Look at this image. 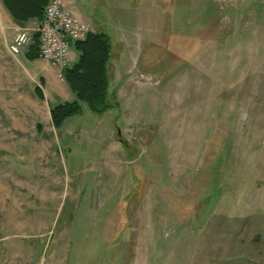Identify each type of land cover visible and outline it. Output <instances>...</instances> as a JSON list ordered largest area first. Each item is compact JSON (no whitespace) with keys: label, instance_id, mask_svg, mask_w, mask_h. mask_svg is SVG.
I'll return each mask as SVG.
<instances>
[{"label":"rangeland","instance_id":"374dc122","mask_svg":"<svg viewBox=\"0 0 264 264\" xmlns=\"http://www.w3.org/2000/svg\"><path fill=\"white\" fill-rule=\"evenodd\" d=\"M62 2L113 108L56 129L74 94L0 0V264H264V0Z\"/></svg>","mask_w":264,"mask_h":264},{"label":"trees","instance_id":"16d2710c","mask_svg":"<svg viewBox=\"0 0 264 264\" xmlns=\"http://www.w3.org/2000/svg\"><path fill=\"white\" fill-rule=\"evenodd\" d=\"M52 0H3L13 20L20 25L30 20L43 21L47 6ZM40 40L36 34L26 54L29 62L40 59ZM73 48L78 53L75 63L63 70V79L75 99L52 108L51 117L56 129L75 116H82L85 107L102 116L113 106L110 102L109 64L113 54V41L106 33L91 32L84 41L76 42ZM41 94V93H40Z\"/></svg>","mask_w":264,"mask_h":264},{"label":"built area","instance_id":"2783aa9c","mask_svg":"<svg viewBox=\"0 0 264 264\" xmlns=\"http://www.w3.org/2000/svg\"><path fill=\"white\" fill-rule=\"evenodd\" d=\"M92 26L80 19L71 9H66L61 0H52L47 6L43 21L39 22L34 33L20 32L10 47L11 52L19 54L30 46L39 36L40 59L59 69L63 78V70L71 65V50L76 42L84 41Z\"/></svg>","mask_w":264,"mask_h":264},{"label":"crops","instance_id":"0c3cea01","mask_svg":"<svg viewBox=\"0 0 264 264\" xmlns=\"http://www.w3.org/2000/svg\"><path fill=\"white\" fill-rule=\"evenodd\" d=\"M62 1V0H61ZM2 3H3V10H4V12H6V14H7V16L10 18V20H11V22L14 24V26H16L17 27V29H18V34L20 33V32H22V31H30L31 29H34V28H30L29 26L30 25H36V28H37V25L39 24V22L37 21V20H30L27 24H25V25H20V24H17L14 20H13V18H12V16H11V14L9 13V11L7 10V8L5 7V5H4V2H3V0H2ZM35 30V29H34ZM17 34V35H18ZM35 62H40V64H41V62H42V60L41 59H39V60H37V61H35Z\"/></svg>","mask_w":264,"mask_h":264},{"label":"water","instance_id":"95a60500","mask_svg":"<svg viewBox=\"0 0 264 264\" xmlns=\"http://www.w3.org/2000/svg\"><path fill=\"white\" fill-rule=\"evenodd\" d=\"M118 138H119V141L122 142V139H121V133H120V132H119V136H118Z\"/></svg>","mask_w":264,"mask_h":264}]
</instances>
